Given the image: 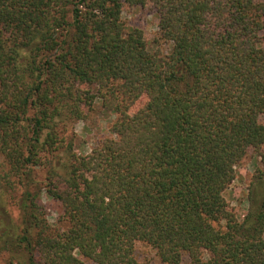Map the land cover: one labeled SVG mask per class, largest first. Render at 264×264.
<instances>
[{"label":"trees","instance_id":"obj_1","mask_svg":"<svg viewBox=\"0 0 264 264\" xmlns=\"http://www.w3.org/2000/svg\"><path fill=\"white\" fill-rule=\"evenodd\" d=\"M97 108L116 120L82 152ZM262 117L264 0H0V264H264V169L241 221L227 199Z\"/></svg>","mask_w":264,"mask_h":264},{"label":"rangeland","instance_id":"obj_2","mask_svg":"<svg viewBox=\"0 0 264 264\" xmlns=\"http://www.w3.org/2000/svg\"><path fill=\"white\" fill-rule=\"evenodd\" d=\"M122 21L127 30L136 28L142 31L149 51L154 52L158 48L164 54L169 52L170 44L161 39L157 27L158 17L154 12L139 7L125 9L122 13ZM261 119L264 122V117ZM115 120V116L104 115L97 108L86 122L77 123L74 127V137L76 145L81 148L80 151L88 152L100 139L110 136L108 131ZM261 153L264 154V148ZM263 169L264 163L261 157L252 149L247 151L245 158L236 168L235 180L230 186L227 199L238 221H241L247 213L248 195L253 190V185L257 183L254 178L255 172ZM40 198L47 211L49 222L54 224L61 212L60 207L43 195ZM135 257L139 264H160L155 253L142 243L136 244ZM81 264L92 263L82 259Z\"/></svg>","mask_w":264,"mask_h":264}]
</instances>
